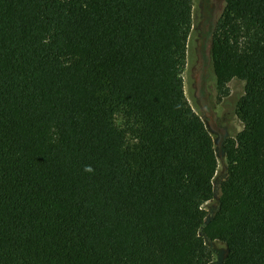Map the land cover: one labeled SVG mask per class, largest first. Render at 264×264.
<instances>
[{
  "label": "trees",
  "instance_id": "trees-1",
  "mask_svg": "<svg viewBox=\"0 0 264 264\" xmlns=\"http://www.w3.org/2000/svg\"><path fill=\"white\" fill-rule=\"evenodd\" d=\"M244 81L217 157L184 92L192 0H0V264H264V0H224Z\"/></svg>",
  "mask_w": 264,
  "mask_h": 264
},
{
  "label": "rangeland",
  "instance_id": "rangeland-1",
  "mask_svg": "<svg viewBox=\"0 0 264 264\" xmlns=\"http://www.w3.org/2000/svg\"><path fill=\"white\" fill-rule=\"evenodd\" d=\"M224 0H192V26L188 36L186 63L182 72L185 96L209 132L217 157L214 194L204 204L206 222L218 208L221 183L227 176V159L223 145L235 138L243 124L237 115L238 102L244 94V81L232 79L222 92L216 81L211 58V46L216 25L222 18ZM211 252V264L220 263L226 246L217 239H209L200 231Z\"/></svg>",
  "mask_w": 264,
  "mask_h": 264
}]
</instances>
